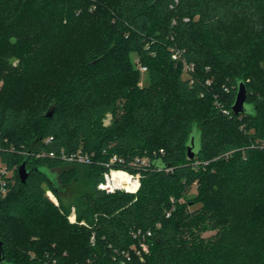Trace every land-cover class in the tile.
<instances>
[{"label":"trees","instance_id":"16d2710c","mask_svg":"<svg viewBox=\"0 0 264 264\" xmlns=\"http://www.w3.org/2000/svg\"><path fill=\"white\" fill-rule=\"evenodd\" d=\"M263 60L264 0H0V156L17 167L0 201L6 263L264 264ZM241 79L253 110L237 116ZM79 150L92 164L47 154ZM113 156L137 193L97 189ZM81 179L92 189L66 204Z\"/></svg>","mask_w":264,"mask_h":264},{"label":"built area","instance_id":"2783aa9c","mask_svg":"<svg viewBox=\"0 0 264 264\" xmlns=\"http://www.w3.org/2000/svg\"><path fill=\"white\" fill-rule=\"evenodd\" d=\"M172 53H173L172 54L173 60L182 64L185 78L186 79L190 78L191 73L194 71V68H195L194 65L188 63L185 60V58L183 57L182 51L173 49ZM140 70L143 73L147 72V68L143 67V66H140ZM221 111L225 115H230V113H231L227 109H221ZM52 141H53V138L49 137V138L45 139L44 143L50 144ZM12 150H13V148H12ZM45 154L46 153L40 152V153H37L35 156H36V158H42L45 156ZM47 154L50 157H55V156L60 154L64 158V160H66L67 162L82 164V165L92 164L93 158H94V154L86 153L83 150H79L76 153H73L70 155H66L63 151H61V153H58L55 151H49ZM117 161H118V157L113 156L110 159V162L108 164H106V167L108 169H107V171H105L103 173V180L98 183L97 189L99 191L105 192L106 194H112V193L119 191V190L129 192V193H134V194L137 193V191L140 188V175L139 174H132L129 171L124 170V169L115 168L114 165ZM147 164H148V160L144 159L142 161V165L146 166ZM16 168L17 167L9 168V166L3 161L2 157L0 156V201L4 200L8 196V193L10 190V185H11V183L14 182ZM118 173L126 174L127 176L130 177L131 182L129 185H133V182H137L138 186L133 190V189H129L125 186L120 185L121 183L119 184L120 186L116 185L115 184L116 181H115L114 177ZM46 194L55 204H58V200L51 190L47 189ZM69 219L72 223H76L75 207H72L71 215L69 216ZM148 235H150V233H148ZM141 246H142L143 251H145V252L148 251V246L146 244H141Z\"/></svg>","mask_w":264,"mask_h":264},{"label":"water","instance_id":"95a60500","mask_svg":"<svg viewBox=\"0 0 264 264\" xmlns=\"http://www.w3.org/2000/svg\"><path fill=\"white\" fill-rule=\"evenodd\" d=\"M237 94L235 98V102L232 106V111L235 115H244L252 112V106L248 104V95H247V86L243 79L237 81ZM52 113H49L48 116H52ZM188 156L190 159H194L196 155L201 150V134L200 132L194 128L193 132L190 135L188 144ZM27 158H24L19 167V176L23 183L26 182L31 170L27 168ZM156 166L166 167L161 165L159 160L156 161ZM0 264H7L6 257L3 250V244L0 242Z\"/></svg>","mask_w":264,"mask_h":264},{"label":"rangeland","instance_id":"374dc122","mask_svg":"<svg viewBox=\"0 0 264 264\" xmlns=\"http://www.w3.org/2000/svg\"><path fill=\"white\" fill-rule=\"evenodd\" d=\"M136 61H137V55L136 54H132V62L134 65H136ZM19 63V60L14 58L12 59V64L13 66H17ZM261 67L264 70V60L261 62ZM37 75H39L37 73ZM185 78V76H184ZM148 83V76L145 73L141 74V83L140 85H146ZM253 101L255 102V100L253 99ZM106 124L109 125L111 122V116H108V118L106 119ZM92 189V185L91 182H89L86 179H81L78 183H74L72 184L70 187L64 189L63 191L60 192L61 198L63 199V201L66 204H71L72 202H74L83 192L91 190ZM197 194V190H196V186L194 185L189 194L187 195V197H195ZM217 233V231H207L203 234L204 238H209L211 236H214Z\"/></svg>","mask_w":264,"mask_h":264},{"label":"bare ground","instance_id":"6f19581e","mask_svg":"<svg viewBox=\"0 0 264 264\" xmlns=\"http://www.w3.org/2000/svg\"><path fill=\"white\" fill-rule=\"evenodd\" d=\"M114 179L116 181L115 182L116 185H119L121 183L120 185L125 186V187H127L129 189H133L134 190L138 186L137 182H133V181H132L133 185H129L130 182H131L130 181V177L127 176L126 174L118 173V174L115 175Z\"/></svg>","mask_w":264,"mask_h":264}]
</instances>
